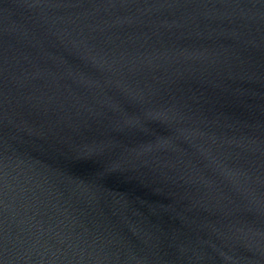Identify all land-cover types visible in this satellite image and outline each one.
Wrapping results in <instances>:
<instances>
[{"label": "water", "instance_id": "obj_1", "mask_svg": "<svg viewBox=\"0 0 264 264\" xmlns=\"http://www.w3.org/2000/svg\"><path fill=\"white\" fill-rule=\"evenodd\" d=\"M0 264H264V0H0Z\"/></svg>", "mask_w": 264, "mask_h": 264}]
</instances>
